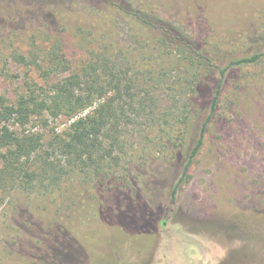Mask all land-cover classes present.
I'll return each instance as SVG.
<instances>
[{
	"label": "rangeland",
	"instance_id": "rangeland-1",
	"mask_svg": "<svg viewBox=\"0 0 264 264\" xmlns=\"http://www.w3.org/2000/svg\"><path fill=\"white\" fill-rule=\"evenodd\" d=\"M121 4L157 9L197 36L232 38L249 32L253 20L264 23V0ZM95 7L79 0H0V95L14 99L32 77L40 85L35 63L47 68L46 54L55 50L69 68L64 76L102 54L135 74V87L152 96L135 122L122 126L123 142L113 153L118 159L102 177L90 168L89 176L70 168L45 188L0 190V263L13 252L43 248L57 220L75 235L64 255L74 264L81 259V264H264V62L231 77L172 200L178 177L168 158L180 128L174 115L181 102L169 88V55L150 27L122 11L104 19L100 5ZM160 73L165 74L161 86L155 80ZM79 93L92 101L81 114L71 119L44 114L46 126L36 117L28 128L48 141L104 101L90 87ZM68 195L76 203L71 209L61 205Z\"/></svg>",
	"mask_w": 264,
	"mask_h": 264
},
{
	"label": "trees",
	"instance_id": "trees-1",
	"mask_svg": "<svg viewBox=\"0 0 264 264\" xmlns=\"http://www.w3.org/2000/svg\"><path fill=\"white\" fill-rule=\"evenodd\" d=\"M79 1L87 2L90 7L99 4L97 12L104 19L119 15V11L129 14L152 29L153 40L169 55L173 68L169 72V88L181 102L176 107L178 112L173 113L180 128L172 139L168 158L169 170H175L173 178L178 177L171 187L173 200L204 144L229 80L234 73L264 62V23L258 25L259 21L253 20L249 32L232 38L197 36L184 24L163 17L154 8L132 10L123 6L121 0ZM46 57L47 68L35 63L42 79L40 85L31 75V81L23 83L25 91L14 99L0 95V190L6 186L31 190L38 184L45 188L46 181L58 183L70 168L88 176L93 169L102 177L106 173L104 168L118 159L113 153L122 145V126L134 123L137 115L148 107L147 99L152 98L150 90L135 87L139 83L135 74L130 75L128 69L102 54H96L80 70L65 76L62 71L69 68L63 63L65 57L61 52L53 50ZM164 76L160 73L155 77L157 85H162ZM82 87L94 89L98 96H104V101L62 131H52L48 141L43 133L28 128L36 117H42L46 126L48 120L44 114L51 119L61 115L71 119L81 114L92 103L80 96ZM75 204L68 195L61 205L71 209ZM49 233L43 248L28 254L13 252L12 258L6 256L0 264H74L64 259V255L68 253L65 244L75 241V235L65 231L57 220ZM81 262L82 259L75 264Z\"/></svg>",
	"mask_w": 264,
	"mask_h": 264
}]
</instances>
